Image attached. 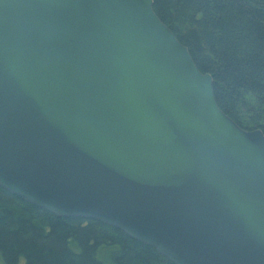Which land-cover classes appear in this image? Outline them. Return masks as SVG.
<instances>
[{
  "label": "water",
  "instance_id": "95a60500",
  "mask_svg": "<svg viewBox=\"0 0 264 264\" xmlns=\"http://www.w3.org/2000/svg\"><path fill=\"white\" fill-rule=\"evenodd\" d=\"M0 186L173 264H264V133L153 0H0Z\"/></svg>",
  "mask_w": 264,
  "mask_h": 264
},
{
  "label": "trees",
  "instance_id": "16d2710c",
  "mask_svg": "<svg viewBox=\"0 0 264 264\" xmlns=\"http://www.w3.org/2000/svg\"><path fill=\"white\" fill-rule=\"evenodd\" d=\"M159 18L213 77L219 107L264 133V0H153ZM5 264H173L116 226L61 217L0 186Z\"/></svg>",
  "mask_w": 264,
  "mask_h": 264
},
{
  "label": "rangeland",
  "instance_id": "374dc122",
  "mask_svg": "<svg viewBox=\"0 0 264 264\" xmlns=\"http://www.w3.org/2000/svg\"><path fill=\"white\" fill-rule=\"evenodd\" d=\"M0 264H5V261L2 259L1 253H0ZM18 264H25V260L22 259Z\"/></svg>",
  "mask_w": 264,
  "mask_h": 264
}]
</instances>
